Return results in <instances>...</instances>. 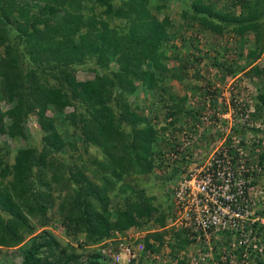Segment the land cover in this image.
Returning a JSON list of instances; mask_svg holds the SVG:
<instances>
[{"label":"trees","instance_id":"obj_1","mask_svg":"<svg viewBox=\"0 0 264 264\" xmlns=\"http://www.w3.org/2000/svg\"><path fill=\"white\" fill-rule=\"evenodd\" d=\"M28 1L41 6L0 0V103L11 105L7 111L0 107V133L24 140L22 125L35 112L41 148H20L10 160L9 150L0 145V250H19L22 264H112L102 257L100 247L112 231L149 221L163 228L170 218L168 207L155 206L154 197L137 189L135 181L164 167L161 141L168 152L177 143L159 137L149 118L131 107L126 97L139 84L144 94L166 97L170 104L160 108L177 117L185 99L175 97L165 81L182 83L185 70L198 59L189 62L190 55L168 44L177 36L173 22L167 16L157 19L150 10L151 6L161 10L163 5L157 2L162 0ZM99 8L102 14H94ZM181 21L197 27L199 34L232 35L238 59L247 48L244 74L260 78L256 108L261 118L264 69L256 63L264 56V0H191ZM187 48L197 50L193 42ZM170 50L176 55L168 57ZM214 51L212 66L233 76L245 70L236 61L227 62L226 47ZM37 62L61 66L49 75L24 73L26 64L33 67ZM73 64L88 66L94 77L78 81L75 69H64ZM68 107L73 111L66 119L74 130L80 129L82 142L75 155L63 152L64 136L46 114ZM169 173L168 179L178 176L179 168ZM121 196L122 208L113 202ZM57 226L63 228V239L52 231ZM179 237L174 234L176 244H170L171 259L181 248ZM144 244L147 252L160 255L164 242L155 232L146 235ZM81 256L85 263L79 262ZM151 260L138 259L156 263Z\"/></svg>","mask_w":264,"mask_h":264},{"label":"rangeland","instance_id":"obj_2","mask_svg":"<svg viewBox=\"0 0 264 264\" xmlns=\"http://www.w3.org/2000/svg\"><path fill=\"white\" fill-rule=\"evenodd\" d=\"M18 1L31 7L33 6V8L41 6L39 3H31L28 0ZM190 1L191 0H162L161 2H157L158 5H163L161 10H156L152 8V6L150 9L157 19L160 20L164 16H167L173 22V27H171V29L177 36L175 38L173 37L168 44L177 46L178 52L190 55L187 59L189 62L192 59L193 61L198 59L194 66H188L187 70H185L186 74L182 83L173 80L165 81V85L172 87L171 90L172 93L175 94V97L185 99L183 112L175 117L172 110L161 109L163 105L170 104L167 98L162 97L160 99L158 96V99V97L144 94L139 84H137V90L126 97L127 102L131 107H138L139 114L149 118L157 130L159 137L167 139L170 142H194L193 150L195 151L196 149L203 150L206 145L218 147L220 143L222 145L225 141L224 134L221 135V132L217 129H223V127L241 129V135L246 141H249V138L253 137L254 134L244 133V129L258 126L259 130L262 129L263 132L257 136L259 139H262V143H264V111L260 118L256 108V96L259 92L258 87L261 81L258 77L250 78L244 74L248 69L245 62L247 48H245L243 57L238 59V57L233 54L237 51V42L232 35L218 36L212 33L199 34L197 27L184 26L181 21V12L188 7ZM85 3H87V1H85ZM116 5H120V2L117 1ZM218 10L220 11L222 8H218ZM93 13L100 15L102 14V9H96ZM190 42L194 43L197 50L192 51L187 48ZM224 47L229 50V55H226L225 58L227 62L232 63L236 61V63L238 62L237 65L244 66L245 70L233 76L228 75L224 70L212 66V61L210 62V59L215 56L214 50H221ZM167 55L171 57L176 54H173L172 50H170ZM53 65L54 67L51 68L47 67L50 65H47L45 62H37L33 63V67L26 64L23 70L24 73L31 71L38 76L49 75V72L53 71L52 69L61 66L60 63H54ZM256 65L264 69V56L257 61ZM112 66L114 69L117 67L114 64H112ZM67 67L69 69H75L74 76L78 81H86L94 77V74L87 70L88 66L77 68V66L73 64L64 66V69ZM40 73L43 74L40 75ZM0 107L3 111H7L10 109L11 105L1 102ZM72 111L73 107H68L63 112L50 110L46 113L49 117H53L57 132L64 136L63 138L65 139L66 145L63 152L69 155H75L79 148L82 147V142L78 141L80 129L76 128V130H74L75 128H73L66 119V114ZM185 111L190 112L187 115L184 113ZM7 122L6 119L5 123ZM172 122H174V124H172ZM22 126L25 133L24 140L20 138L10 139L7 134L0 133V145L9 150L10 160L13 159L16 151L20 148H41L42 132H40L35 112L26 118ZM224 130L225 129H223V131ZM160 147L164 151L166 163L167 159L165 155L167 153L169 154L172 150L168 152L169 147L162 141L160 142ZM172 149H174V147H172ZM89 151L90 154L95 153L93 149ZM169 169H171L170 166L165 164L163 168L156 169L150 175L139 177L135 181V185L138 186L137 189L145 191L147 196H153L155 199L154 205L163 209L168 207L170 202H172V189L178 178L175 176L168 179L170 175L168 172ZM126 181L130 182V180ZM123 201V196H121L119 200L117 199L113 202L114 205H116V202L117 205L122 208L125 206ZM52 231L60 239H63L64 231L62 227L57 226V228H53ZM145 249L147 248L145 247ZM181 250L182 249H180L175 254L176 257L172 259L167 260V258H165L164 261L157 260V263L151 264H177L178 261H184L188 264L186 259L181 260L180 257L178 258V254ZM163 252H165L164 249ZM167 256H170L169 250ZM161 258L162 256L160 259ZM85 261L86 257L81 256L79 258V262L85 263ZM21 262L22 254L19 250H0V264H22ZM135 264H150V262L140 263L138 261Z\"/></svg>","mask_w":264,"mask_h":264},{"label":"built area","instance_id":"obj_3","mask_svg":"<svg viewBox=\"0 0 264 264\" xmlns=\"http://www.w3.org/2000/svg\"><path fill=\"white\" fill-rule=\"evenodd\" d=\"M223 129H217L225 140L219 147L195 151L194 142L175 143L165 163L179 168L166 225L159 228L149 221L113 231L100 244L104 259L112 264H135L143 256L169 260L170 244H176L173 236L179 233L178 258L188 264H264V143L259 145V137L250 131L258 126L244 129L253 135L249 141L241 129ZM155 232L163 235L160 255L145 249L146 235Z\"/></svg>","mask_w":264,"mask_h":264},{"label":"crops","instance_id":"obj_4","mask_svg":"<svg viewBox=\"0 0 264 264\" xmlns=\"http://www.w3.org/2000/svg\"><path fill=\"white\" fill-rule=\"evenodd\" d=\"M161 237L163 236L162 233H160Z\"/></svg>","mask_w":264,"mask_h":264},{"label":"clouds","instance_id":"obj_5","mask_svg":"<svg viewBox=\"0 0 264 264\" xmlns=\"http://www.w3.org/2000/svg\"><path fill=\"white\" fill-rule=\"evenodd\" d=\"M113 232V231H112Z\"/></svg>","mask_w":264,"mask_h":264}]
</instances>
